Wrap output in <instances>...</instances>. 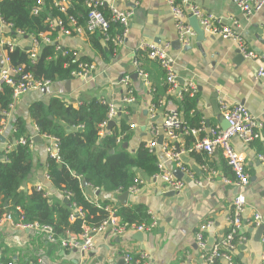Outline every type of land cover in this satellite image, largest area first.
Here are the masks:
<instances>
[{
	"label": "crops",
	"instance_id": "crops-1",
	"mask_svg": "<svg viewBox=\"0 0 264 264\" xmlns=\"http://www.w3.org/2000/svg\"><path fill=\"white\" fill-rule=\"evenodd\" d=\"M66 1L68 7L70 0ZM110 4L120 9H131L133 12L122 43L116 47L99 34L87 33L85 30L80 34L69 35L56 31L55 38L50 37L53 32L48 33L50 44L73 50L76 53L75 60L86 56L90 61L85 62L94 63L93 77L82 79L71 74L73 77L69 79L55 82L49 80L45 87L29 89L14 102L8 116L1 121L0 129L3 131L0 136L4 139L0 140V162L4 160L6 142L12 139L13 128L17 122L23 126L18 140H30L31 170L19 187L25 195L31 194L38 185L52 201L57 199L64 203L63 198L66 197L47 177L48 147L52 137L38 132L29 111L34 103H40L46 109L51 100L56 98L74 109L92 99L112 103L116 116L110 129L118 128L121 120L132 126L129 137L120 140L119 147L134 155L141 144L146 146L155 141L151 151L157 162H162L166 169L173 172L178 167L175 160H166L164 157L165 137L161 125L163 114L171 109L178 112L186 125L181 110L183 86L192 83L195 88L196 113L203 123L197 134L199 138L209 137L213 128L220 127L211 105L213 93L217 94L218 104L220 100H224L229 104H241L247 108L262 125L261 132H264V83L255 79L259 60L236 58L235 51L238 48L231 39H224L207 31L201 40L197 39L195 33L189 35L188 44L183 45L179 41L170 8L165 0H138L134 3L130 0H105L104 7L107 12ZM186 4L185 8L196 5L202 12L218 19L221 25L234 28L250 50L258 54L264 52V7L251 15H245L234 0H186ZM43 5L44 3L39 6L40 11ZM79 16L83 18V15ZM186 21L188 22V16ZM31 36L14 34L6 22L0 19V65L6 54L1 41H14L16 48L27 50L31 46ZM143 42L169 44L176 86H168V89L163 90L167 84L166 72L163 67L154 65L155 62L147 57L145 50L140 49ZM41 45L37 47V54ZM134 58L139 59L138 67L141 65L142 73L136 72ZM124 76L129 77L134 94L133 101L129 103L122 100L127 89L120 82ZM178 78L183 80L179 89ZM154 94L160 95L156 108L153 105ZM48 117L59 123L66 135L79 128L49 113ZM109 130L103 128L100 135ZM160 137L163 138L162 143L159 141ZM192 141V134L181 131L173 142L175 150L179 152L178 160L200 181L197 184L194 179L182 173L181 179L185 185L181 191L171 190L156 176L157 172L148 174L136 166H132L131 171L134 178L141 182L136 184L135 191L127 189L128 196L124 204L117 199V195L124 191L107 192L92 189L88 184L83 187L81 181L86 199L93 204L99 206L106 201L107 205L116 207H141L149 215L151 223L154 222L143 230L128 229L123 233H117L112 230V226H107L93 234V247L85 253L76 248H64L59 241L49 240L45 230L40 228L48 225L32 222L28 223L31 227L18 226L21 222L12 220L10 201L0 196V263L126 264L124 254L131 252L134 255L146 254L144 264H204L202 249L195 239L198 226L205 222L210 223V227L202 232L206 240L205 250L208 251L225 235L231 217V203L241 192L245 199L241 213V235L245 240L235 245L232 261L238 264H264V243L261 241V234L258 239L259 225L253 223V216L258 214L264 224V158H259L260 154L264 157V141L259 138L244 143L237 137L231 139L232 147L244 159L249 177L247 185L242 189L233 183L223 182L222 176L231 177L220 150L217 149L211 154L189 151ZM110 152L113 153L112 150ZM204 165L215 170L216 176L207 179L202 169ZM1 209H4L2 214ZM138 232L142 233L139 238L136 236ZM219 264L228 263L222 259Z\"/></svg>",
	"mask_w": 264,
	"mask_h": 264
},
{
	"label": "trees",
	"instance_id": "trees-1",
	"mask_svg": "<svg viewBox=\"0 0 264 264\" xmlns=\"http://www.w3.org/2000/svg\"><path fill=\"white\" fill-rule=\"evenodd\" d=\"M37 0H0V17L6 23L11 24V29H21L26 35L38 36L47 32L50 27L46 18L58 17L64 22L69 16L77 19L78 23L84 24L87 8L83 0H70L66 12H60L52 5L51 0H43L44 7L38 14H32L31 9L35 7ZM101 11L107 14L105 7ZM80 15H83L81 18ZM85 17V18H84ZM113 25V26H112ZM112 34L121 35L122 27L112 24ZM54 28L50 31L51 38H55ZM94 35V34H91ZM49 37V38H50ZM94 37V36H91ZM50 38V39H51ZM99 48V46H97ZM67 51V48L64 49ZM73 51L67 55L58 53L54 44L42 43L39 54L31 59L25 49L14 48L8 52L12 65H22L25 73L31 74L33 79L50 80L52 82L66 80L73 77L72 72L77 70L78 61H90L86 56L74 59ZM138 62L139 59L136 58ZM158 67L159 62L153 60ZM141 70V65L138 67ZM168 89L165 84L164 89ZM12 89L6 84L0 89V126L3 115L1 111L7 110L11 103ZM134 96V95H133ZM182 114L187 128H199L203 126L201 118L196 113V95L190 91H181ZM159 94H154L153 105H159ZM30 116L35 122L40 134L51 136L58 142V158L49 157L47 163V177L53 186L62 194L68 195L70 206L60 200L52 201L43 196L42 191L34 189L31 194L25 195L19 190L21 183L27 178L31 170V156L29 153L28 138L25 144L13 143L11 149L5 153L4 160L0 162V196L10 201L9 209L12 220L21 223L37 222L39 225H48L52 228L55 237L64 236L66 232L81 233L83 227H98L107 217L103 209L108 203L104 201L97 206L86 199L81 181L84 179L92 189L107 192L127 191L133 185L134 174L132 166L142 169L148 174L158 171L157 160L151 150L141 144L134 155L119 147L120 140H126L130 135V125L121 120L118 128H112L100 135L102 123L107 121L108 107L99 100L92 99L83 102L74 109L64 104L59 99H52L46 109L40 103L30 106ZM48 113L60 118L69 125L79 126L69 134H64L59 123L48 117ZM192 114V116H190ZM23 126L16 123L12 139L18 141ZM193 142V141H192ZM113 153H110V151ZM226 164V163H225ZM227 166V164H226ZM230 177L233 178L230 168L227 166ZM73 206H79L84 211L83 217L69 219ZM19 208V209H18ZM1 209V214L4 212ZM116 215L120 223L125 227L132 224H144L149 226L151 219L141 208L117 207ZM4 262V259L1 258Z\"/></svg>",
	"mask_w": 264,
	"mask_h": 264
},
{
	"label": "built area",
	"instance_id": "built-area-1",
	"mask_svg": "<svg viewBox=\"0 0 264 264\" xmlns=\"http://www.w3.org/2000/svg\"><path fill=\"white\" fill-rule=\"evenodd\" d=\"M54 7H56L60 12L65 13L67 8L66 0H51ZM131 2H137L138 0H130ZM105 0H83L84 5L87 8L86 19L83 26H81L77 19L69 16L68 20L64 22L58 17L46 18L50 29L47 32L40 33L38 36H31V46L26 50L31 59L35 58L37 55V47L41 43L50 44V38L48 33L54 28L59 29V32L63 35H69L72 33L80 34L83 30L87 33H97L104 40L110 41L115 47L122 43L123 37L127 32L129 18L132 15L131 9H120L114 4L108 6L107 14H104L101 9L104 7ZM167 5L170 8V12L173 17L174 25L177 29V35L179 41L183 45H187L189 42V35H194V31L186 21V16H194L198 19L201 27L209 32L212 35H219L224 39H231L241 55L253 61L259 60L260 64L255 72V79L261 80L264 83V52L258 54L253 50H250L245 44L241 35L231 26L221 25L220 21L214 18L208 13L202 12V10L196 5H189L188 8H185L186 0H165ZM234 2L240 7L242 12L245 15H251L257 11H260L264 7V0H234ZM43 0H37L35 7L31 9L32 14H38L40 12L39 6L42 5ZM2 20V18L0 17ZM112 24H119L122 27L121 35L112 34L110 27ZM11 28V24L6 23ZM14 34L26 35L23 30L16 29L13 30ZM264 33V29H263ZM29 36V35H27ZM3 49L6 51V54L2 58V65H0V89L2 84H6L11 87V103L7 110L1 111L3 114V119L6 118L13 107L14 102L27 90L32 88H41L49 84V80H37L33 79L31 74L25 73L23 71V66L12 65L8 57V52L16 48L14 41L4 40L1 41ZM58 50L60 47H56ZM141 50H145L148 58L159 62L161 67L164 68L166 72V83L171 88L176 86V76L173 69V59L169 54V44H154L143 42L140 45ZM70 50L67 48V51L62 49L61 53L67 55ZM74 52V51H73ZM73 55H76L74 52ZM134 68L137 73H142L138 68V61L136 58L133 60ZM95 69L94 63H88L85 61L79 62L77 70L72 72L76 77L86 79L88 77H93V72ZM123 84L127 86L126 94L123 97L124 102L133 101L134 94L133 89L129 84V77L124 76L120 80ZM182 91H190L191 94L195 93V88L192 83L187 86L182 87ZM102 103H105L108 107L107 111V121L102 123L101 127H106L109 120H114L116 116V110L112 103H106L104 100H101ZM219 111L222 114L224 120L227 122L228 127L226 129H221L216 126L210 131L209 137L199 138L197 136L199 128H187L184 126V123L178 116V112L175 109L165 111L162 118V131L165 137V142L163 143V152L166 160H175L176 167L183 174H187L190 178L194 179L195 183L199 184L200 181L193 177L192 172L181 164L178 160V151L175 150L173 142L177 139L181 131L189 132L194 136V141L189 149V151H202L207 154H211L215 150H220L225 163L230 168L233 178H227L222 176L224 183H233L239 189H242L248 183V174L246 172V167L244 159L241 154L234 150L231 144V139L233 137L239 138L244 143H249L256 139H262L264 141V132H261L262 125L255 119V117L241 104H229L224 100L219 101ZM2 119V120H3ZM1 120V121H2ZM4 128V125L2 124ZM130 128L132 126L130 125ZM3 129H0V133ZM15 131V128H13ZM51 144L48 147V155L51 158L56 159L58 155V142L57 139L52 137ZM26 140L20 138L18 141H7L6 147L4 148L5 153L11 149L13 143L25 144ZM120 142V137L117 139V143ZM156 142L151 141L146 145L149 150L155 146ZM260 159H263V155H259ZM157 174L166 186H168L173 191H181L185 185L184 181L181 178L175 176L172 170L166 169L164 164L160 161L157 162ZM203 171L206 173V178L210 179L211 177L216 176V171L208 166H202ZM141 181L138 178H135L133 185L128 188V191H135L138 183ZM37 191H41L40 186H36ZM44 191V190H43ZM43 196L47 197L46 192H43ZM68 197V195H66ZM245 203L243 193H239L231 203V217L229 220V226L222 237L218 242H215L211 248L206 251L205 244L206 240L203 236V231L210 227V223H202L198 226V229L195 234V239L199 247L202 249V258L204 264H219V261L222 259L226 260L228 264H238L232 261V251L237 245L238 242H243L245 237L241 235V229L243 227L241 213L243 211V205ZM98 206V205H97ZM100 206V205H99ZM19 209V208H18ZM103 209L107 212L106 219L98 227H83L81 233L73 234L66 233L63 237L54 236L52 230L48 226H41L42 230H45L46 236L49 240L59 241L60 245L64 248L69 249H80L81 252L85 253L93 247V234L100 232L105 229L107 226H112V230L117 233H123L126 230H143L146 226L144 224L135 225L132 224L129 227H125L119 221V217L116 215L117 207L112 205H106ZM83 217L84 211L79 206H73L72 212L69 216L70 220H73L75 217ZM2 223V218L0 217V224ZM254 225L262 224L261 216L255 214L253 216ZM152 222L149 226H152ZM18 226L21 227H31L30 224L18 223ZM261 241L264 243V229L261 233ZM147 255L144 253H139L134 255L131 252L124 254V260L126 264H144L145 257ZM1 264V263H0ZM6 264H13L8 262Z\"/></svg>",
	"mask_w": 264,
	"mask_h": 264
},
{
	"label": "water",
	"instance_id": "water-1",
	"mask_svg": "<svg viewBox=\"0 0 264 264\" xmlns=\"http://www.w3.org/2000/svg\"><path fill=\"white\" fill-rule=\"evenodd\" d=\"M188 24L190 25V27L192 28V30L196 34L197 39L198 40L203 39V37L205 35V30L199 24L198 19L196 17H194V16H188ZM61 51H62V48L58 50V53H61ZM235 52L237 53V57L236 58H238V59L240 58L241 59L243 57L238 49H236ZM177 81L179 83V87H178V89H179L180 86L183 85V80L178 78ZM211 105H212L214 114H216L217 117H218V119H219L220 128L221 129H226L228 127V124L224 120L222 114L219 111V106H218V103H217V94L216 93H213V95H212ZM113 125H114V120H109L107 122L106 129L109 130ZM3 139H4V137L3 136H0V140H3ZM162 140H163V138L160 137V140L159 141L161 143H162ZM110 153H112V152H110ZM57 158H58V155H57ZM173 173L178 178H181V176H182V172H180L179 169L174 170ZM86 185H87V182L84 179H82V186L85 187ZM127 196H128V192L127 191H124V192H122V193H120V194L117 195V199H118V201H120L121 204H124L127 201ZM63 202L65 204H67L68 206H70V203H69V201H68V199L66 197L63 198ZM4 205L6 206V201H5ZM7 217H9V216H7ZM263 229H264V224L262 223V224H260L258 226V229H257V231H258L257 234L259 235L258 236V239L260 238V234H261V232H262ZM141 235H142V233L141 232H138L136 236L139 238Z\"/></svg>",
	"mask_w": 264,
	"mask_h": 264
}]
</instances>
